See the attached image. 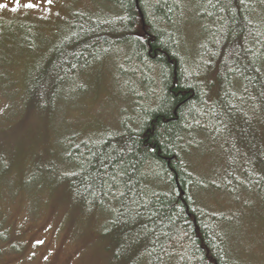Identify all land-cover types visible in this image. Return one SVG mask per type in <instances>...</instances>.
Here are the masks:
<instances>
[{
	"label": "trees",
	"instance_id": "trees-1",
	"mask_svg": "<svg viewBox=\"0 0 264 264\" xmlns=\"http://www.w3.org/2000/svg\"><path fill=\"white\" fill-rule=\"evenodd\" d=\"M102 2L96 16L74 15L31 87L27 111L55 118L68 137L63 148L58 140L38 158L23 188L36 178L72 188L104 223L128 234L123 264H237L228 252L229 220L208 201L213 191L236 199L264 193L254 167L239 164L258 159L250 166L264 173V0ZM198 21L210 37L194 51L185 29ZM113 65L121 80L129 79L119 97V127L97 139L87 137L101 127L80 136L59 121L58 109L84 93L90 74ZM233 132L245 153L229 166L224 155L219 182L204 180L193 155L207 142L218 163L222 140ZM8 233L0 212V239L11 245Z\"/></svg>",
	"mask_w": 264,
	"mask_h": 264
},
{
	"label": "rangeland",
	"instance_id": "rangeland-1",
	"mask_svg": "<svg viewBox=\"0 0 264 264\" xmlns=\"http://www.w3.org/2000/svg\"><path fill=\"white\" fill-rule=\"evenodd\" d=\"M29 4L32 7H27ZM102 6V0H0V212L12 243L0 239V264H123L127 255L128 234H119L116 226L104 223L99 210L83 205L72 188L41 185L37 178L28 182V187L23 188L22 183L37 172L38 158L43 161L41 156L54 151L58 140L62 147L68 137L58 129L54 114L51 118L55 120L27 111L31 87L49 55L67 38L74 15L96 16ZM205 29L200 21L192 29L186 27L185 36L193 38L188 39L192 50H198L196 42L209 40ZM96 72L89 75L92 83L77 100H69L63 111L64 106L58 109L59 121L73 124L80 136L101 127L87 137L91 139L118 129V106L123 105L119 97L128 89L124 83L129 80H121L119 66ZM237 141L235 132L222 140L224 154H218V163L212 160L214 154H209L205 142L193 155L197 159L193 167L201 171L204 180L219 182L224 155L229 166L240 151H246L245 143L237 145ZM250 152L254 159L255 150ZM250 160L239 164L246 162L243 170L254 167L253 174L264 183L260 165L250 166L260 160ZM242 171L238 177L245 176ZM209 195L212 210L223 212L229 220L225 235L236 263L264 264V193L244 194L239 199L214 191ZM17 243H22V250L14 253Z\"/></svg>",
	"mask_w": 264,
	"mask_h": 264
},
{
	"label": "snow or ice",
	"instance_id": "snow-or-ice-1",
	"mask_svg": "<svg viewBox=\"0 0 264 264\" xmlns=\"http://www.w3.org/2000/svg\"><path fill=\"white\" fill-rule=\"evenodd\" d=\"M27 7H32V5L29 4V5H27Z\"/></svg>",
	"mask_w": 264,
	"mask_h": 264
}]
</instances>
